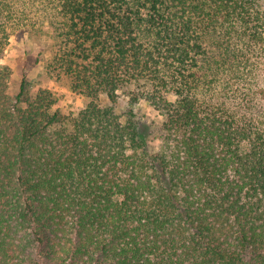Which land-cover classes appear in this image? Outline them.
<instances>
[{
	"label": "trees",
	"instance_id": "trees-1",
	"mask_svg": "<svg viewBox=\"0 0 264 264\" xmlns=\"http://www.w3.org/2000/svg\"><path fill=\"white\" fill-rule=\"evenodd\" d=\"M45 26L88 103L0 66V264H264L262 0H0V60Z\"/></svg>",
	"mask_w": 264,
	"mask_h": 264
},
{
	"label": "rangeland",
	"instance_id": "rangeland-1",
	"mask_svg": "<svg viewBox=\"0 0 264 264\" xmlns=\"http://www.w3.org/2000/svg\"><path fill=\"white\" fill-rule=\"evenodd\" d=\"M264 8V0H262ZM53 33L45 26L41 32L19 33L10 39V44L0 60V66L6 65L12 69L9 82V94L13 98L19 90L20 83L25 77L32 90L48 89L56 100L57 108L66 115L77 113L88 103L87 99L70 90L65 79H57L46 73V63L51 58L53 48ZM141 119L145 127V138L153 147L160 143L159 130L153 124L160 116L146 104H142ZM124 104H120L119 111L123 112Z\"/></svg>",
	"mask_w": 264,
	"mask_h": 264
}]
</instances>
